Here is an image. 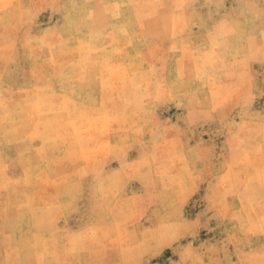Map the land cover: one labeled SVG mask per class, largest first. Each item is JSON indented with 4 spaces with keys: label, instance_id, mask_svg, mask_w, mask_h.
<instances>
[{
    "label": "rangeland",
    "instance_id": "obj_1",
    "mask_svg": "<svg viewBox=\"0 0 264 264\" xmlns=\"http://www.w3.org/2000/svg\"><path fill=\"white\" fill-rule=\"evenodd\" d=\"M0 264H264V0H0Z\"/></svg>",
    "mask_w": 264,
    "mask_h": 264
},
{
    "label": "bare ground",
    "instance_id": "obj_2",
    "mask_svg": "<svg viewBox=\"0 0 264 264\" xmlns=\"http://www.w3.org/2000/svg\"><path fill=\"white\" fill-rule=\"evenodd\" d=\"M95 43V41H93V38H91V40H90V43H89V45H93ZM39 105H40V103H39ZM39 108L41 109V106H39ZM32 109V108H31ZM42 110V109H41ZM40 110V111H41ZM40 111L38 110V112L40 113ZM32 112V111H31ZM41 115V114H40ZM45 116L44 115H41L40 116V125H42V126H44L45 127V120L43 119ZM47 120V119H46ZM95 124V123H94ZM89 127V126H88ZM78 129V128H77ZM76 129V130H77ZM85 129V128H84ZM87 129V128H86ZM89 129V128H88ZM87 129V130H88ZM81 134V133H80ZM80 134L78 135L77 133H72L71 134V136H72V138L74 139V141L76 140V141H78V144H79V139H80V137H78V136H80ZM76 144H77V142H76ZM79 148V147H78ZM87 149V148H86ZM79 151H80V153H86L85 152V150L83 149H79ZM87 154V153H86ZM87 155H91V154H87ZM45 259V258H44Z\"/></svg>",
    "mask_w": 264,
    "mask_h": 264
}]
</instances>
